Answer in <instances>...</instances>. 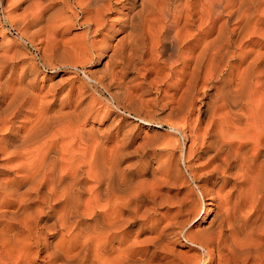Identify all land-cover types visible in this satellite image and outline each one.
<instances>
[{"label": "bare ground", "instance_id": "1", "mask_svg": "<svg viewBox=\"0 0 264 264\" xmlns=\"http://www.w3.org/2000/svg\"><path fill=\"white\" fill-rule=\"evenodd\" d=\"M180 5L21 0L6 14L20 37L44 34L52 75L0 49V264H264V0ZM76 23L82 36L61 40ZM77 62L101 69L79 80ZM111 107L196 141L197 203L180 193L160 213L181 182L174 149Z\"/></svg>", "mask_w": 264, "mask_h": 264}, {"label": "rangeland", "instance_id": "2", "mask_svg": "<svg viewBox=\"0 0 264 264\" xmlns=\"http://www.w3.org/2000/svg\"><path fill=\"white\" fill-rule=\"evenodd\" d=\"M18 1V2H17ZM20 1L21 0H0V34L3 36V35H5L4 36V38H6V39H4V38H2L1 39V35H0V47L3 45V44H5V45H3L2 46V48H0L2 51H8L7 53H9L11 50L13 51V50H15L16 48L15 47H18L17 49L18 50H20L19 48L21 47V50H20V52L23 54V53H25L26 55L24 56L25 58H28V57H32L31 59H33V61H35V64L37 65V67L44 73V74H46V75H52L51 74V72L50 71H52L51 69H50V67L48 68V67H46V66H42L43 64H42V62H41V60H40V57H39V52L40 51H38V50H36L35 49V45L37 46L38 44L39 45H41V43H43V36H44V34H40L39 36H40V38H39V40H37L38 39V36L37 37H35L36 39L33 41V42H31V38H22V37H20V29H21V27L19 28V30L18 29H16V26L14 25V26H11V24H10V20L7 18V16H6V14H8V13H10L11 15H12V17L13 16H16V15H18V14H20V13H22L23 11V9L20 7ZM16 2V3H15ZM169 2L171 3V4H173V6H177V7H180V6H182V5H180V4H183V3H185V0H169ZM16 12H18V13H16ZM20 12V13H19ZM6 18V19H5ZM17 19L20 21V23H21V19L19 18V17H17ZM18 21V22H19ZM75 27H77V28H75ZM82 30V31H81ZM72 31H73V33H74V31L75 32H77L78 33V35L80 36V34H79V32H82V34H83V29H82V26L81 25H79V24H74V26H72L70 29H69V31H68V33H66L65 34V36H63V37H65L64 39H61V40H66V37L69 39V38H71L72 36H70V35H73V33H72ZM74 34H76V33H74ZM77 35V37L79 38V36ZM74 36H76V35H74ZM82 36V35H81ZM80 36V37H81ZM96 37H98V36H96ZM42 38V39H41ZM59 40H60V38H58ZM67 39V40H68ZM86 39H88V38H86ZM85 39V44L87 45L88 44V40H86ZM4 40V41H3ZM37 40V41H36ZM72 41V40H71ZM3 42V43H2ZM73 42V41H72ZM83 42V43H84ZM2 43V44H1ZM32 43V44H31ZM35 45H34V44ZM7 46V47H6ZM15 46V47H14ZM11 47H12V49H11ZM13 48H15V49H13ZM5 49V50H4ZM7 49V50H6ZM38 51V52H37ZM21 54V55H22ZM24 55V54H23ZM28 56V57H27ZM23 57V56H22ZM79 59V58H78ZM73 61L75 60L76 61V59H72ZM88 62H86L85 64H84V62L81 64V63H76L77 64V68H76V70H74L78 75H77V78L79 79V80H86L87 81V78L84 76V74L82 73V70L80 69L82 66V68H84V69H88V70H93L94 68L95 69H97V68H100L101 69V64H95V63H93V62H89L88 64H87ZM86 65V66H85ZM65 66V67H64ZM100 66V67H99ZM67 67V68H66ZM45 69V70H44ZM55 70V79L56 80H58V79H61V78H64L65 76V78H67V77H69L70 76V72H72L73 70H72V68L70 67V66H68V65H63V66H58L57 68H55L54 69ZM70 70V71H69ZM130 75H132V76H130ZM136 76V77H135ZM134 79V82L133 83H136V84H139V85H136V84H134L135 86H133L132 88H134V89H138L139 88V86H140V83H141V80H140V74L139 73H137L136 74V72L135 71H131V72H128V75H127V79ZM139 80V81H138ZM137 81V82H136ZM138 87V88H137ZM153 89H151L150 91H149V93H147L146 95H145V97L146 98H144V99H147V100H150V99H153L155 96V93H154V91H152ZM101 93V94H100ZM100 93H94V96L98 99H100L102 102H104V100H110V98H109V96L106 94V92H104L103 90H100ZM154 94V95H153ZM149 95V96H148ZM98 96H100V97H98ZM148 96V97H147ZM112 108V107H111ZM115 112H117V113H119V114H122L123 116H125V118L126 119H128V120H132L133 122H138V124H137V129H136V134H137V136L138 137H142V135L144 136V135H146V136H148V135H151L153 132H154V129L155 130H157L158 132H160V137L162 138H160L161 139V141L163 142V145H165L164 147L166 148V149H174L173 150V153H174V156H173V159L174 160H178L177 162H176V164H177V171H178V168H179V172H177L178 174H176V176H178L179 175V179L181 180V182H179L178 180H176L177 182H179V183H181L180 184V186H179V183H177L176 184V181H175V188L173 187V188H171V189H169V197L166 199L165 198V200L167 201V200H169V201H167V202H164V204L161 206V208H160V213H164V211L165 212H168L169 214H172V213H174V212H172V210L173 211H176V209H177V201L175 202V203H173L175 200H177L178 199V197H181L182 196V194H184V196H182V197H185L186 195H189V192H190V195H192V198L193 199H195L194 200V204L195 203H197V200L198 199H196V197L198 196V190H197V188H196V185H197V183H198V185L197 186H199V188L202 186V184L204 183L203 182V180L201 179V178H203L202 177V172L200 171V169H202V168H204V161L202 160V158L200 157L199 158V156L198 157H196L197 155V147H196V149H195V146H197V143H196V141H194V144L192 145V139L190 138V136H188V137H185V138H183V136L180 134V133H178V132H174V131H171V129L167 126V125H165V124H162V125H157L156 124V122L154 123H151V124H145V123H142V122H139V120H137L135 117H133L132 115H127V113H125V112H122V109H120V110H115V108L113 107L112 108ZM124 113V114H123ZM126 114V115H125ZM165 114L166 113H157L156 114V116L158 117V118H164V116H165ZM157 118V119H158ZM156 119V120H157ZM177 122L179 121L178 119L176 120ZM179 123H181L182 124V121L180 120L179 121ZM178 123V125L179 126H181V124H179ZM146 131V132H145ZM185 132H186V134H189V131L188 130H186L185 129ZM145 133V134H144ZM139 134V135H138ZM168 143H170V145H168ZM162 144H161V146H163ZM173 145H174V147H173ZM194 147V148H193ZM192 149V150H191ZM181 150V151H180ZM179 151L181 152V154H179ZM190 151H192V152H190ZM190 152V156L188 155V153ZM192 153V154H191ZM165 155H167L168 154V152H167V154L166 153H164ZM170 154V153H169ZM181 155V156H180ZM168 156V155H167ZM176 156V157H175ZM163 157H165V156H163ZM198 159H200L199 160V162H198ZM186 160V161H185ZM203 161V162H202ZM201 162V163H200ZM194 163V164H193ZM193 164V165H192ZM191 166V167H190ZM189 168V169H188ZM191 168V169H190ZM193 170V171H192ZM203 170V169H202ZM201 172V174H199L200 172ZM190 172H193L192 173V175L193 174H197V173H194V172H198V174H199V176H198V174H197V176H195V175H191L190 174ZM192 177V178H191ZM195 177H197L196 179H195ZM177 178V177H176ZM183 182V183H182ZM185 182H186V185H185ZM199 182H203V183H199ZM184 184V185H183ZM200 184H201V186H200ZM174 186V185H173ZM179 186V187H178ZM172 187V186H171ZM173 189H175V191L173 192V193H176V195L175 194H173L171 191H173ZM183 189V190H182ZM187 190H189V191H187ZM190 190H192L193 192H191ZM185 192H186V194H185ZM180 193H181V196H180ZM192 193V194H191ZM197 195V196H195V194ZM175 196V199L174 200H172L173 199V195ZM194 194V195H193ZM167 196H168V193H167ZM199 197V196H198ZM197 197V198H198ZM172 198V199H171ZM177 198V199H176ZM203 201L204 202H206L207 201V199H204L203 198ZM209 201V200H208ZM171 202V203H170ZM168 203H170L171 204V206H167L168 205ZM166 204V205H165ZM174 204V205H173ZM165 205V206H164ZM173 205V206H172ZM165 207H168V209H170V210H168V209H166ZM173 208H175V209H173ZM166 209V210H165ZM163 210V211H162ZM168 210V211H167ZM172 212V213H171ZM201 212V211H200ZM208 215L207 216H205L206 218L200 223V225H202V224H206V222L208 221V219H209V217L211 216V213L210 212H208L207 213ZM191 223H193V222H191ZM190 223V224H191ZM195 224V223H194ZM194 224H192L190 227L192 228V229H195V225ZM197 228V227H196ZM179 242L178 243H176V246H175V248H176V251H178V253L179 254H185L184 253V251L185 252H187V254H188V252H190V254H191V252H193V250H190V249H187L188 248V243L186 242V241H184V239L182 238V237H180L179 238ZM182 242V243H181ZM187 243V244H186ZM186 244V245H185ZM182 247H181V246ZM177 249H179V250H177ZM175 251V252H176ZM194 253V252H193ZM187 254H185V255H187ZM211 264H214V263H211Z\"/></svg>", "mask_w": 264, "mask_h": 264}]
</instances>
